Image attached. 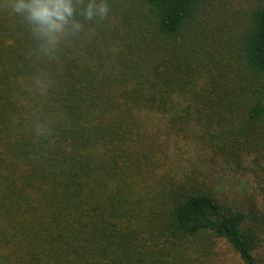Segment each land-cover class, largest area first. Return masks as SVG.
<instances>
[{
    "label": "trees",
    "instance_id": "16d2710c",
    "mask_svg": "<svg viewBox=\"0 0 264 264\" xmlns=\"http://www.w3.org/2000/svg\"><path fill=\"white\" fill-rule=\"evenodd\" d=\"M106 2L0 6V264H264V0Z\"/></svg>",
    "mask_w": 264,
    "mask_h": 264
},
{
    "label": "clouds",
    "instance_id": "9594fccd",
    "mask_svg": "<svg viewBox=\"0 0 264 264\" xmlns=\"http://www.w3.org/2000/svg\"><path fill=\"white\" fill-rule=\"evenodd\" d=\"M0 6L28 25L44 55H54L67 35L83 28L77 16L97 22L110 13L106 0H0Z\"/></svg>",
    "mask_w": 264,
    "mask_h": 264
},
{
    "label": "rangeland",
    "instance_id": "374dc122",
    "mask_svg": "<svg viewBox=\"0 0 264 264\" xmlns=\"http://www.w3.org/2000/svg\"><path fill=\"white\" fill-rule=\"evenodd\" d=\"M217 259H225L224 262L227 264H236V258L231 253H228L225 249H216Z\"/></svg>",
    "mask_w": 264,
    "mask_h": 264
}]
</instances>
